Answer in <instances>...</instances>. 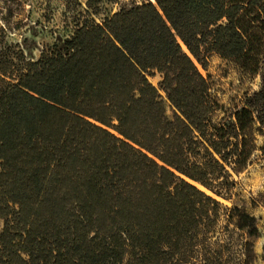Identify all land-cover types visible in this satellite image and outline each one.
<instances>
[{
  "label": "trees",
  "instance_id": "16d2710c",
  "mask_svg": "<svg viewBox=\"0 0 264 264\" xmlns=\"http://www.w3.org/2000/svg\"><path fill=\"white\" fill-rule=\"evenodd\" d=\"M262 34L264 0H147L85 19L16 76L0 65V264H221L237 243L255 264L256 217L213 194L264 136ZM211 53L261 70L215 127Z\"/></svg>",
  "mask_w": 264,
  "mask_h": 264
},
{
  "label": "rangeland",
  "instance_id": "374dc122",
  "mask_svg": "<svg viewBox=\"0 0 264 264\" xmlns=\"http://www.w3.org/2000/svg\"><path fill=\"white\" fill-rule=\"evenodd\" d=\"M145 1L147 0H0V65L7 66L8 71H13L16 76L18 69L23 68L26 61L39 59L54 44L72 36L85 19L103 22L119 9L130 8ZM253 16L254 14H247L242 19L244 29L250 27L249 21ZM262 37L264 42V34ZM252 40L255 48L264 52V43L255 41L253 37ZM183 47L187 51L184 44ZM258 63L257 59L250 56L225 59L217 53H211L206 68L198 64L209 86L213 110L209 120L211 127L232 120L234 113L244 106L245 98L259 89L260 66L258 73L253 72ZM148 78L160 89L162 78L159 73L155 72ZM160 93L165 98L167 115L173 118V106L166 95L162 91ZM257 142L258 149L251 156L249 165L240 173L232 172L234 182L225 191V195L216 196L197 185L213 194L224 206H239L256 217L261 235L254 239L257 254L255 264H264V136L257 135ZM229 226L228 228L226 216L223 215L213 236L218 239L227 236L229 229L233 227ZM221 258V264H241L239 244L234 245L231 251L226 249Z\"/></svg>",
  "mask_w": 264,
  "mask_h": 264
},
{
  "label": "bare ground",
  "instance_id": "6f19581e",
  "mask_svg": "<svg viewBox=\"0 0 264 264\" xmlns=\"http://www.w3.org/2000/svg\"><path fill=\"white\" fill-rule=\"evenodd\" d=\"M201 188V187H200ZM203 189V188H202Z\"/></svg>",
  "mask_w": 264,
  "mask_h": 264
}]
</instances>
